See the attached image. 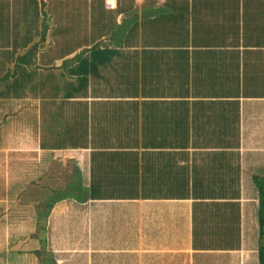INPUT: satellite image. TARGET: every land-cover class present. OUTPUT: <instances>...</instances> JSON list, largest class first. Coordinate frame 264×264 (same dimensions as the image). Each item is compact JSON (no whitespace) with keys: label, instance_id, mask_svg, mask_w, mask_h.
<instances>
[{"label":"crops","instance_id":"crops-1","mask_svg":"<svg viewBox=\"0 0 264 264\" xmlns=\"http://www.w3.org/2000/svg\"><path fill=\"white\" fill-rule=\"evenodd\" d=\"M137 20L146 60L89 75L77 91L99 100L60 107L67 123L45 88L14 101L0 85V264H261L264 0H136L115 31ZM38 42L37 79L55 78V41ZM18 117L35 140L12 155Z\"/></svg>","mask_w":264,"mask_h":264},{"label":"trees","instance_id":"trees-1","mask_svg":"<svg viewBox=\"0 0 264 264\" xmlns=\"http://www.w3.org/2000/svg\"><path fill=\"white\" fill-rule=\"evenodd\" d=\"M135 3L136 0H117L115 8L109 9L105 6V0H0V44L12 42V50L15 53L19 49L23 51V53L18 51L16 55L12 53L10 59L14 60V65L5 75H0L2 92L10 94L14 91L15 99L12 100L15 101L30 92L35 94L39 85L40 89L45 88L40 94L54 97L52 103L67 123L64 115V113L67 115V110L62 111L60 107L68 103H91L99 100L100 95L94 90L88 91L85 95L77 91L84 83L88 87V82L91 83L90 77L100 75L99 71L105 68H108L109 72L124 68L131 54L137 57L138 61L146 60L149 50L147 45L151 40V30L147 26V21L137 20L126 31H115L114 23L117 16L132 9ZM24 22L25 29L21 30L20 23ZM47 34L55 41V44L52 43L54 56L61 58L59 65L63 70L55 78L51 79V76H48L38 80L36 72L41 68L38 63L42 58L41 54L37 53L40 45L38 41L44 42ZM37 36L39 39L34 41ZM108 39L118 46L112 48L107 46ZM52 44H48V49ZM69 55H72L77 63L67 67ZM51 60L52 57H49V63ZM139 67L143 68L144 64ZM67 75H79V78L70 81ZM51 87L54 89L52 94ZM70 87H74L75 90L70 91ZM21 133L24 137L20 136ZM51 134L54 133L48 130L37 137L45 136V140H49L52 138ZM31 136L35 140L34 128L24 121L20 122L18 117L9 136L12 155L27 152L31 143L22 144L21 139L24 138L26 141ZM58 139L63 140L59 137ZM64 145H66L64 142L55 144L49 142L47 146L51 149ZM259 250L261 255L263 253L261 264H264V244Z\"/></svg>","mask_w":264,"mask_h":264},{"label":"rangeland","instance_id":"rangeland-1","mask_svg":"<svg viewBox=\"0 0 264 264\" xmlns=\"http://www.w3.org/2000/svg\"><path fill=\"white\" fill-rule=\"evenodd\" d=\"M39 98H40V97H32L31 103H33V105H34V104H37ZM21 183H23V181H21Z\"/></svg>","mask_w":264,"mask_h":264},{"label":"built area","instance_id":"built-area-1","mask_svg":"<svg viewBox=\"0 0 264 264\" xmlns=\"http://www.w3.org/2000/svg\"><path fill=\"white\" fill-rule=\"evenodd\" d=\"M107 5H110V1L109 0H107Z\"/></svg>","mask_w":264,"mask_h":264}]
</instances>
